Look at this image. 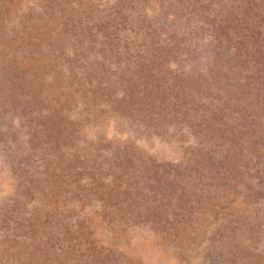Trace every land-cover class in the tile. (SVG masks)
<instances>
[{
	"label": "rangeland",
	"instance_id": "1",
	"mask_svg": "<svg viewBox=\"0 0 264 264\" xmlns=\"http://www.w3.org/2000/svg\"><path fill=\"white\" fill-rule=\"evenodd\" d=\"M0 264H264V0H0Z\"/></svg>",
	"mask_w": 264,
	"mask_h": 264
}]
</instances>
